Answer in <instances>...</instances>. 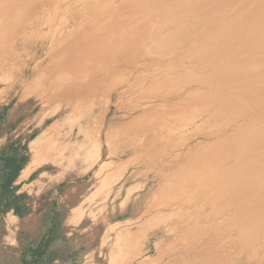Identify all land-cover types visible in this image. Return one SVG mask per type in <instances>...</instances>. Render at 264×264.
I'll use <instances>...</instances> for the list:
<instances>
[{
  "label": "rangeland",
  "instance_id": "374dc122",
  "mask_svg": "<svg viewBox=\"0 0 264 264\" xmlns=\"http://www.w3.org/2000/svg\"><path fill=\"white\" fill-rule=\"evenodd\" d=\"M0 13V150L48 172L24 216L0 214V264L52 221L40 264H264V209L230 202L252 170L225 159L264 131V0H0ZM125 188L131 219L108 226ZM74 207L88 216L67 226Z\"/></svg>",
  "mask_w": 264,
  "mask_h": 264
},
{
  "label": "bare ground",
  "instance_id": "6f19581e",
  "mask_svg": "<svg viewBox=\"0 0 264 264\" xmlns=\"http://www.w3.org/2000/svg\"><path fill=\"white\" fill-rule=\"evenodd\" d=\"M150 1V0H149ZM158 1H160V0H158ZM163 1V0H162ZM151 4H152V2H150ZM161 3H165V2H161ZM167 3H169V4H171L170 3V1L169 2H166L165 4H167ZM174 3V2H173ZM3 5V4H2ZM168 5V4H167ZM162 6H163V4H162ZM166 6V5H165ZM165 6H164V9H165ZM169 7L171 8V6L169 5ZM167 8V7H166ZM1 14V13H0ZM258 16H256V17H254L253 19H249V20H247L244 24H245V26L251 31V32H253V33H256V32H258V30H259V25L260 24H258V22H257V20H256V18H257ZM130 27V26H129ZM125 32V31H124ZM86 54V53H85ZM86 61V60H85ZM105 64V63H104ZM260 92H261V94H264V89H260L259 90ZM262 123L264 124V120L262 121ZM263 130V129H262ZM247 132V131H246ZM255 132V131H254ZM245 133V132H244ZM263 134V135H262ZM244 135V134H243ZM259 135H260V137H259V141H257L256 143H255V139H252V140H244L245 141V143H246V145L244 146L245 148L244 149H242V150H239V149H237V150H235L234 152H230L231 154L230 155H226L225 156V159L226 158H230V157H232V158H236L237 159V161L235 160V162L234 163H236V162H238L237 164H233V165H241L239 168H241L240 170H242V169H247L248 168V170H252L250 173V176H251V178L249 179V182H246V184H244V183H242V182H240V184L239 185H241V187L242 188H240L239 187V185L237 184H235V185H233L232 184V186H230V190H229V192H233L234 193V197L232 198V200L230 201L231 203H233L234 205V208H236L237 207V210H239V213L240 212H243L242 210H244L245 211V209H246V212H247V210H249V211H251L250 213H252V212H255L256 210H259L258 211V213L260 214L261 213V211L260 210H262V209H264V160H260L259 158L263 155V153H264V131L263 132H261V133H259ZM255 136H257V135H255ZM249 137V136H248ZM244 144V143H243ZM243 147V146H242ZM241 147V148H242ZM250 149V150H249ZM223 152V151H222ZM221 152V153H222ZM220 153V154H221ZM225 154V153H224ZM222 155H223V153H222ZM216 157V156H215ZM212 158V157H211ZM212 160V159H211ZM215 160V159H214ZM231 160V159H230ZM218 161V160H217ZM217 161H216V163H217ZM212 163V162H211ZM220 164V163H219ZM187 167V166H186ZM194 167H196V166H194ZM234 167V166H233ZM211 169V168H210ZM219 169V168H218ZM212 170V169H211ZM216 170V169H215ZM195 171V170H194ZM236 171V170H235ZM238 171V170H237ZM213 172H214V170H213ZM219 172V171H218ZM233 172V171H232ZM241 172V171H240ZM246 172H248V171H246ZM245 172V173H246ZM191 173V172H190ZM193 173V172H192ZM243 173V172H242ZM218 174V173H217ZM221 174V173H220ZM226 174V173H225ZM237 175H238V173H236ZM175 175V174H174ZM243 175V174H242ZM228 176V175H227ZM227 176H224V177H227ZM236 176V175H235ZM216 177V176H215ZM214 177V178H215ZM222 177V176H221ZM221 177H219V179L221 178ZM223 177V178H224ZM240 177H241V175H240ZM192 178V177H191ZM208 178V177H207ZM211 178V177H210ZM209 178V179H210ZM249 178V177H248ZM171 179V178H170ZM244 179H245V177H244ZM211 180V179H210ZM239 180V179H238ZM225 181V180H224ZM188 182V181H187ZM205 182V181H204ZM207 182V181H206ZM205 182V183H206ZM223 182V181H222ZM214 183H212V185H213ZM221 184V183H220ZM222 186V185H221ZM183 187V186H182ZM224 187V186H223ZM227 187H229V186H227ZM196 189V191H197V188H195ZM239 189V190H238ZM227 191V190H226ZM179 192V191H178ZM197 192H199V191H197ZM225 192V191H224ZM229 192H227L228 194H229ZM231 192V193H232ZM226 193V194H227ZM198 194V193H197ZM253 194H255V195H253ZM220 195V194H219ZM224 196V195H223ZM192 198V197H191ZM195 198V197H194ZM224 198V197H223ZM229 199V198H228ZM197 200H199V199H197ZM257 200H260L261 202H258ZM208 201V200H207ZM222 201V200H221ZM220 201V202H221ZM227 201V200H226ZM214 202V201H213ZM224 202V201H223ZM258 202V203H257ZM226 203V202H225ZM257 203V204H256ZM188 204V203H187ZM219 204V203H218ZM230 205V204H229ZM236 205V206H235ZM232 206V207H233ZM231 207V206H230ZM223 210H224V208H223ZM228 211V210H227ZM233 211H234V209H233ZM264 210H262V212H263ZM250 213H248V214H250ZM234 214V213H233ZM243 214V213H242ZM241 214V215H242ZM245 214V213H244ZM247 214V213H246ZM256 214V213H255ZM254 214V215H255ZM263 216H264V212H263V214H262ZM262 215L261 216H259L260 218H258V220L260 221V222H258V220L256 221V219L254 220V221H256V222H258L259 223V226H261L260 225V223H262ZM219 216H221V215H218V216H216V217H219ZM257 216V215H256ZM234 217H236V216H233V218ZM238 218V217H237ZM214 219V218H213ZM216 219V218H215ZM220 220V219H219ZM223 221V220H222ZM264 221V220H263ZM251 222V221H250ZM215 223V222H214ZM216 223H217V221H216ZM219 223V222H218ZM254 224V223H253ZM252 224V225H253ZM256 224V223H255ZM213 225V224H212ZM218 224H216V226H215V228H217L218 226H217ZM253 226H256V225H253ZM211 227V226H210ZM224 227V226H223ZM262 227V226H261ZM195 229V228H194ZM211 229V228H210ZM259 228H257L255 231H258L259 232V230H258ZM264 229V225H263V227H262V229L261 230H263ZM215 230V229H214ZM219 230H221V229H219ZM222 231H224V228L222 229ZM220 232V231H219ZM226 232V231H225ZM253 232H254V230H253ZM200 233V232H199ZM209 233H211V232H209ZM252 233V232H251ZM256 233V232H255ZM260 233V232H259ZM262 233V232H261ZM222 234V233H221ZM220 234V235H221ZM241 234V233H240ZM187 235V234H186ZM251 235H253V233L252 234H250L249 236L251 237ZM255 235V234H254ZM198 236V235H197ZM259 236V235H258ZM257 236V237H258ZM199 237V236H198ZM215 237V236H214ZM224 237V236H223ZM232 237V236H231ZM237 237V236H236ZM241 237V236H240ZM239 237V238H240ZM256 237V238H257ZM210 238V237H209ZM219 238V237H218ZM235 238V237H234ZM243 238V237H242ZM242 238H240L241 240H242ZM232 239V238H231ZM257 239H259V238H257ZM211 240V239H210ZM238 241L239 243H240V245H241V242L242 241ZM252 240V239H251ZM250 241V240H249ZM237 242V243H238ZM252 243V242H251ZM203 244V243H202ZM210 245V244H209ZM205 246V245H204ZM238 246V245H237ZM202 247V246H201ZM210 247V246H209ZM211 247H213L212 245H211ZM226 249L228 248V247H225ZM225 249V250H226ZM228 253V252H227ZM225 255H226V253H225ZM213 256V255H212ZM211 256V257H212Z\"/></svg>",
  "mask_w": 264,
  "mask_h": 264
},
{
  "label": "trees",
  "instance_id": "16d2710c",
  "mask_svg": "<svg viewBox=\"0 0 264 264\" xmlns=\"http://www.w3.org/2000/svg\"><path fill=\"white\" fill-rule=\"evenodd\" d=\"M14 156H5L4 151L0 150V214L8 210L22 217L28 211L25 202V193H16L17 185H13L16 173L21 168ZM56 233V223L52 221L49 228L41 236L22 247L19 250V264H40L43 256L47 253ZM71 264H76L72 261Z\"/></svg>",
  "mask_w": 264,
  "mask_h": 264
},
{
  "label": "crops",
  "instance_id": "0c3cea01",
  "mask_svg": "<svg viewBox=\"0 0 264 264\" xmlns=\"http://www.w3.org/2000/svg\"><path fill=\"white\" fill-rule=\"evenodd\" d=\"M33 160H31L30 162L24 164V166H22L18 172L16 173L15 179L13 181V185H17L18 188L16 190V193H22L20 192L21 188H23L22 190H24L26 193V195H31V194H37L40 190V188L44 185V182H41L40 180V176L44 175V174H48V172H45L43 170V163H39V164H34L32 162ZM31 165V167L28 169V171L26 172V174L23 175V171L28 168V166ZM89 167V166H88ZM88 167L85 166L84 169V165H79L76 166L74 168H71L69 170V172L67 171L64 175V179H66L68 177H79L82 176V174H84V172H86L88 170ZM87 169V170H86ZM37 171V176L32 177L33 174ZM123 173V172H122ZM71 179V178H70ZM69 182V181H68ZM23 185L25 187H23ZM134 193L135 192H131L129 191L128 193H126V188L124 189L123 194L120 196V199L117 203L118 207H123L121 209H119V213L118 216H115L113 218L110 219V222L108 223V226H115L117 224H125L126 221L128 219H131V216L127 214V210L126 208L129 206L130 202L132 201L131 196H133L134 199ZM12 211V210H10ZM85 216H88V214L86 212H82L80 210H78V208L74 207L71 208L68 215L66 216L65 219V224L67 226H78L80 225L83 220L85 219ZM13 217H18L13 215ZM133 233L137 234L140 233V230H133ZM147 251H145L146 253ZM88 264H96L94 262L92 263H88ZM134 264H162V262L160 260L157 259H152L148 256H142L140 258H138V260H136V262Z\"/></svg>",
  "mask_w": 264,
  "mask_h": 264
}]
</instances>
